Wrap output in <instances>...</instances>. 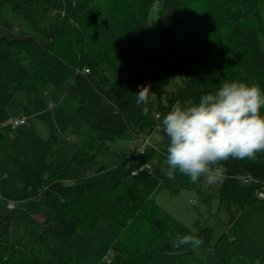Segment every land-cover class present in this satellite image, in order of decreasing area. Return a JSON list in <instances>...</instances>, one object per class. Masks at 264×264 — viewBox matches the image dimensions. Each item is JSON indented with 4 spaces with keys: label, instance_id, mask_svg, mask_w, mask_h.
Masks as SVG:
<instances>
[{
    "label": "trees",
    "instance_id": "16d2710c",
    "mask_svg": "<svg viewBox=\"0 0 264 264\" xmlns=\"http://www.w3.org/2000/svg\"><path fill=\"white\" fill-rule=\"evenodd\" d=\"M157 1L159 42L146 55L145 25L134 0H0V17L9 8L31 29L0 32V96L23 92L24 113L43 89L69 82L77 114L92 131L130 132L135 138L153 131L155 113L162 118L172 105L195 102L224 80L264 88L263 0ZM139 86H148L157 99L136 105ZM152 156L153 150L132 153L113 168L95 171L97 158L82 149L65 165L50 160L37 167L24 160L8 174L11 197L37 202L52 216L44 221L34 248L26 250L11 242V215L0 206V264H67L76 249V230L92 229L101 218L117 224L121 233L111 262L100 264H154L155 245L168 234V226L158 216L153 193L160 185L178 191L195 183L178 172L158 179L141 169ZM73 162L84 174L67 184ZM219 166L225 175L219 199L264 217V200L257 197L264 186V151L252 158L229 157ZM245 175L254 181L244 184L240 177ZM251 264H264V249Z\"/></svg>",
    "mask_w": 264,
    "mask_h": 264
},
{
    "label": "rangeland",
    "instance_id": "374dc122",
    "mask_svg": "<svg viewBox=\"0 0 264 264\" xmlns=\"http://www.w3.org/2000/svg\"><path fill=\"white\" fill-rule=\"evenodd\" d=\"M137 16L144 22L146 55L151 54L159 42L155 25L158 19L157 0H134ZM263 17L264 0L259 3ZM0 17V32L13 34L16 31H30L29 25L21 16L9 8ZM58 20V16L56 19ZM264 51V31L259 37ZM69 82L57 88L43 89L33 100L27 111L20 109L27 104V97L18 92L13 97L0 96V200L5 204L11 197L10 179L5 176L30 159L37 166L50 160H61L69 164L78 149L87 150L98 160L93 170L104 166L113 168L131 156L134 135L125 132L112 136L92 131L78 116L77 104L68 94ZM55 104L53 109L48 103ZM188 102L180 103V105ZM262 114L264 111L261 109ZM25 114L27 124L12 130L9 121ZM153 123H160L154 120ZM152 144L153 156L146 163L150 171L161 179L167 170L164 163L168 143L162 131H152L146 135ZM6 174V175H7ZM84 168L73 162L69 165L65 183L81 178ZM223 179L213 185L202 182L184 185L174 191L160 185L152 195L159 206L160 219L168 226V234L157 242L154 264H251L264 249V217L254 209L227 204L219 199V187ZM191 200L196 203L192 204ZM25 201H15L16 209L11 215L10 240L14 245L26 250L34 248L44 221L36 217L37 209L23 208ZM30 205V204H29ZM43 215L51 217V211L41 207ZM32 209V210H31ZM46 218V219H47ZM121 233V228L108 218H101L97 225L88 229L79 227L75 234L77 242L72 258L67 264H100L105 257H113V244ZM196 235L202 243L197 250L188 245L176 247L173 243L177 235Z\"/></svg>",
    "mask_w": 264,
    "mask_h": 264
},
{
    "label": "clouds",
    "instance_id": "9594fccd",
    "mask_svg": "<svg viewBox=\"0 0 264 264\" xmlns=\"http://www.w3.org/2000/svg\"><path fill=\"white\" fill-rule=\"evenodd\" d=\"M136 105L157 99L148 86H139L134 94ZM264 88L242 80H224L198 100L172 105L160 121L167 137L166 174L178 172L189 183L213 185L223 169L219 162L252 158L264 151ZM143 111L147 112L145 107ZM201 239L196 235H177L176 247L188 245L197 250Z\"/></svg>",
    "mask_w": 264,
    "mask_h": 264
},
{
    "label": "built area",
    "instance_id": "2783aa9c",
    "mask_svg": "<svg viewBox=\"0 0 264 264\" xmlns=\"http://www.w3.org/2000/svg\"><path fill=\"white\" fill-rule=\"evenodd\" d=\"M177 103H179V102H177ZM54 107H55V104L52 101H50L48 103V108L53 109ZM27 119H28V117L26 115H21L20 117L14 118L11 121H9L8 126H10V128L12 130H15L20 126L26 125ZM161 119H162L161 114L159 112L154 114V120H157L160 122ZM155 130L159 131V132L162 131L161 127H160V123L154 124L153 131H155ZM152 147L153 146L151 144V141L149 140V138L147 136H136L132 141L131 152L134 154V156L142 155V154H145L148 150H152ZM141 169L150 170L151 167L148 165H145ZM224 177H225V175H224V172L222 171V173L220 174V179H223ZM240 179L242 180V182L244 184H250L254 181V179L250 175L242 176V177H240ZM257 197L259 199L264 200V186L260 190L257 191ZM191 203L195 204L196 201L191 200ZM5 207L8 211L14 210L15 209V201L14 200L8 201ZM103 262L110 263L111 258L105 257Z\"/></svg>",
    "mask_w": 264,
    "mask_h": 264
},
{
    "label": "crops",
    "instance_id": "0c3cea01",
    "mask_svg": "<svg viewBox=\"0 0 264 264\" xmlns=\"http://www.w3.org/2000/svg\"><path fill=\"white\" fill-rule=\"evenodd\" d=\"M20 112H22L23 113V111L20 109ZM21 115H23V114H21ZM25 115V114H24ZM20 117V116H19ZM17 118V117H16ZM21 127V126H20ZM20 127H18L17 129H19ZM16 129V130H17ZM7 173H5V176H7L8 177V174L6 175ZM3 178H1V176H0V180H2ZM10 182V181H9ZM10 188H11V184H10ZM10 201V200H9ZM8 202V201H7ZM6 204L7 203H3L1 200H0V206H2V207H5L6 206ZM30 204V205H29ZM28 206H31V208L32 209H37V213H36V217L39 219V220H41V221H45L46 220V218H47V216L44 214L43 215V211H41V210H43L41 207H44V206H42V205H40V204H38L37 202H34V201H31V200H26L25 201V203H23L22 205H21V207H23V208H28ZM15 209H16V206H15ZM28 209H30V208H28ZM31 209V210H32ZM48 219V218H47Z\"/></svg>",
    "mask_w": 264,
    "mask_h": 264
},
{
    "label": "bare ground",
    "instance_id": "6f19581e",
    "mask_svg": "<svg viewBox=\"0 0 264 264\" xmlns=\"http://www.w3.org/2000/svg\"><path fill=\"white\" fill-rule=\"evenodd\" d=\"M173 244V243H172Z\"/></svg>",
    "mask_w": 264,
    "mask_h": 264
}]
</instances>
